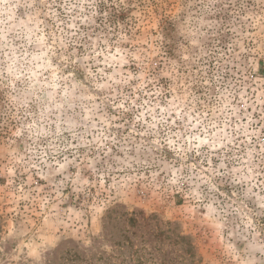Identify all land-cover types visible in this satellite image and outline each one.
<instances>
[{
	"label": "clouds",
	"instance_id": "clouds-1",
	"mask_svg": "<svg viewBox=\"0 0 264 264\" xmlns=\"http://www.w3.org/2000/svg\"><path fill=\"white\" fill-rule=\"evenodd\" d=\"M112 5L127 0H0L4 187L35 202L39 176L55 203L71 185L88 215L140 181L156 195L184 196L192 223L207 224L208 214L233 245L221 248L224 264H264V225L247 219L264 217V88L249 90L241 55L248 28L264 33V0H187L171 37L158 33L147 48L136 46L134 29L125 35L108 22ZM165 44L179 55L168 57ZM46 233L25 224L0 234V264H47L38 259ZM170 252L146 251L144 264H163Z\"/></svg>",
	"mask_w": 264,
	"mask_h": 264
},
{
	"label": "rangeland",
	"instance_id": "rangeland-1",
	"mask_svg": "<svg viewBox=\"0 0 264 264\" xmlns=\"http://www.w3.org/2000/svg\"><path fill=\"white\" fill-rule=\"evenodd\" d=\"M186 4L187 0H127V6H121L119 10L115 5L111 6L108 22L122 25L125 35L131 36L134 29L136 46L147 48L145 41H150L158 33L165 40L171 37L175 19L185 13ZM107 7L102 6V10ZM223 15L228 19L226 13ZM247 32L252 38L242 37L245 50L241 55L249 68V90L259 91L264 88V83H261L264 82V33L256 28H248ZM233 35L229 32L220 38L222 49H227ZM236 50L239 51V48ZM164 51L170 58L179 55L168 44H165ZM132 67L135 68V65ZM161 68L163 64H158L155 70ZM167 81L168 78L163 77L160 83L166 86ZM192 88L199 91L196 84ZM256 94L253 92L254 96ZM254 115L258 116V113ZM129 130L122 129L125 133ZM7 135L6 129L0 132V145ZM84 178L89 181L99 179L87 172ZM33 179V186L40 188L35 202L20 199L14 189L5 188L8 181L0 176V234L13 228H23L25 224L33 229L38 224L46 225L47 233L41 237L45 250L38 259L47 264H144L146 251L159 250L164 245H169L171 252L165 254L163 264H177L178 260L181 264H224L221 248L225 252L233 250L229 238L208 214L205 215L209 221L207 224L191 222L195 209L188 206L180 193L159 196L137 181L114 204L97 207L94 214L85 215L81 207L85 202L83 192H74L69 185L55 197L56 202L53 203L47 196V181L39 176ZM111 182V177H105L100 186L107 188ZM91 191L95 194L96 187H92ZM222 191L229 196L232 194L228 185ZM246 203L249 209L254 208L251 201ZM247 219L253 225H264V217L248 216Z\"/></svg>",
	"mask_w": 264,
	"mask_h": 264
}]
</instances>
